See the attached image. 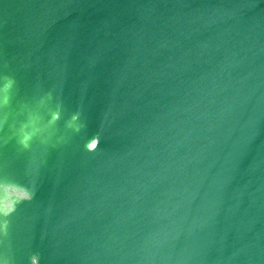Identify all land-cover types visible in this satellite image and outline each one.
<instances>
[{
	"label": "water",
	"instance_id": "obj_1",
	"mask_svg": "<svg viewBox=\"0 0 264 264\" xmlns=\"http://www.w3.org/2000/svg\"><path fill=\"white\" fill-rule=\"evenodd\" d=\"M0 264H264V0H0Z\"/></svg>",
	"mask_w": 264,
	"mask_h": 264
}]
</instances>
